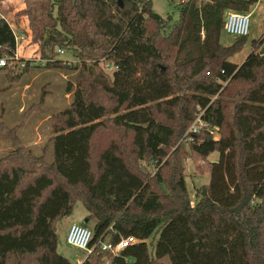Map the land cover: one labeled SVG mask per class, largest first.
Here are the masks:
<instances>
[{"label":"trees","instance_id":"16d2710c","mask_svg":"<svg viewBox=\"0 0 264 264\" xmlns=\"http://www.w3.org/2000/svg\"><path fill=\"white\" fill-rule=\"evenodd\" d=\"M170 1L177 20L154 18L151 0H23L20 13L42 29L41 67L75 80L71 103L50 119V162L0 113L11 147L0 157V264H77L57 251L55 227L76 202L94 221L80 264H264V29L241 64L230 58L247 36L220 41L225 13L258 0ZM15 49L0 17V58ZM30 67L4 66V78ZM185 147L219 154L195 199ZM129 236L137 242L117 254L97 244Z\"/></svg>","mask_w":264,"mask_h":264},{"label":"rangeland","instance_id":"374dc122","mask_svg":"<svg viewBox=\"0 0 264 264\" xmlns=\"http://www.w3.org/2000/svg\"><path fill=\"white\" fill-rule=\"evenodd\" d=\"M25 8L23 0H0V17L4 18L16 33L21 30L25 39L19 44L18 57L21 61L31 60L34 64L30 68L19 72L15 81L8 82L4 78L6 69L0 68V113L2 122L12 127L21 124L18 129L19 138L24 147L31 148L33 153L42 155L48 162L52 160L51 144L46 146L50 134V119L55 113L66 109L72 101L71 94H66L68 84H73L75 72L41 67L44 63L40 58V44L42 29L38 22L34 27L29 24L26 14L20 13ZM153 14L166 18L171 15L173 20L178 18L177 2L170 0H151ZM250 14L249 32L246 43L242 50L231 57V61L241 64L252 51L251 42L262 37L264 29V0H258L247 12ZM46 36V35H45ZM235 37L221 31L220 41L224 45L230 44ZM258 44L257 51H260L264 44ZM58 58L64 63L74 62L71 53L64 50ZM107 72L110 67L101 65ZM13 74H18V67L13 69ZM23 121V122H22ZM192 126L188 131H192ZM186 132V133H187ZM46 146V147H45ZM8 141L0 139V157L8 152ZM45 148V149H44ZM186 153L191 152L185 147ZM219 154L215 151L206 158L193 156L183 160L185 178L190 196L195 199V189L207 184L210 180L208 172L209 162L218 160ZM93 219L84 209L80 202H76L70 216L64 217L55 223L57 234V251L73 263H77L76 257L80 260L85 253L66 243V234L71 223L83 224L89 229L92 228ZM152 236L148 239V241ZM159 264H171L169 257L160 259Z\"/></svg>","mask_w":264,"mask_h":264},{"label":"built area","instance_id":"2783aa9c","mask_svg":"<svg viewBox=\"0 0 264 264\" xmlns=\"http://www.w3.org/2000/svg\"><path fill=\"white\" fill-rule=\"evenodd\" d=\"M249 25H250V14L249 13H243V12H236V11H227L224 16V26L223 31L233 37H243L247 36L249 32ZM14 35V41H15V52L13 56L7 57H1L0 58V68L4 66H8L12 69H15V67L18 69H22L25 66V61H21V58L18 57V47L19 44L25 39V34L23 32L16 33L13 31ZM57 53L63 54V49H57ZM41 61L44 63V61L41 59ZM106 67H109L106 65ZM198 122V119H197ZM197 128L196 123L192 125V131H195ZM215 134V137H217V134ZM92 238V231L88 227H86L83 224H77V223H71L67 234H66V243L74 247L78 250H81L85 253L84 258L82 261L88 256V254L93 250V247L90 246V241ZM137 242V239L133 236L125 237L119 239L118 242L112 243L109 240H101L99 239L97 244L100 247V250L103 251H110L113 254H117L120 250L123 248ZM80 261V263L82 262ZM107 264H109L107 262Z\"/></svg>","mask_w":264,"mask_h":264},{"label":"crops","instance_id":"0c3cea01","mask_svg":"<svg viewBox=\"0 0 264 264\" xmlns=\"http://www.w3.org/2000/svg\"><path fill=\"white\" fill-rule=\"evenodd\" d=\"M19 32H22V31L20 30ZM25 61H27V60H25ZM28 61L30 62L31 60H28ZM30 63H31V65L34 64L33 62H30ZM27 146L31 147L30 145H27ZM27 146H26V147H27ZM30 149H31V148H30ZM7 150L9 151V150H11V148H8ZM76 261H77V264H80V261H82V259L80 260L78 257H76Z\"/></svg>","mask_w":264,"mask_h":264},{"label":"water","instance_id":"95a60500","mask_svg":"<svg viewBox=\"0 0 264 264\" xmlns=\"http://www.w3.org/2000/svg\"><path fill=\"white\" fill-rule=\"evenodd\" d=\"M154 18H160V16L153 14ZM260 54H264V46L262 47V49L259 51Z\"/></svg>","mask_w":264,"mask_h":264}]
</instances>
